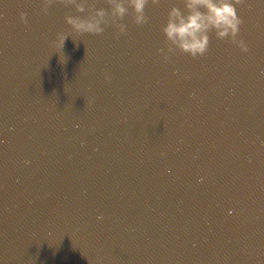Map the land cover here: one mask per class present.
Instances as JSON below:
<instances>
[{
  "label": "clouds",
  "instance_id": "1",
  "mask_svg": "<svg viewBox=\"0 0 264 264\" xmlns=\"http://www.w3.org/2000/svg\"><path fill=\"white\" fill-rule=\"evenodd\" d=\"M105 8H95L88 0H41L40 11L47 15L49 7L59 4L73 7L77 13H87L84 16L66 15L64 22L70 26L76 35H100L106 28L115 29L118 38L126 34L128 25L124 23L126 16L131 23L142 27L148 23L146 7L159 6L160 0H104ZM243 0H180L181 7L172 6L166 13L164 25L160 31L164 37L163 47L157 53L164 62H171V57L177 53L187 55L192 59L204 56L209 50V33H213L220 41L235 45L242 53L249 51L243 40L239 39L240 25L243 20L237 15L236 6ZM21 24L27 25V14L18 13ZM66 33H57L51 42L53 53L63 54ZM64 56V54H63ZM107 80L108 77L106 76Z\"/></svg>",
  "mask_w": 264,
  "mask_h": 264
}]
</instances>
